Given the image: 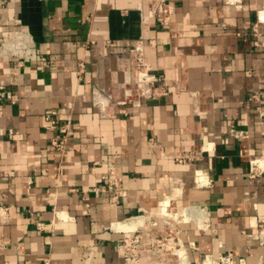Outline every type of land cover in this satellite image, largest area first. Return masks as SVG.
<instances>
[{"label":"crops","instance_id":"obj_1","mask_svg":"<svg viewBox=\"0 0 264 264\" xmlns=\"http://www.w3.org/2000/svg\"><path fill=\"white\" fill-rule=\"evenodd\" d=\"M154 1L0 0V41L32 43L21 67L0 55V264H121L132 231L145 264H264V0H167L165 24ZM163 237L180 259L149 252Z\"/></svg>","mask_w":264,"mask_h":264},{"label":"built area","instance_id":"obj_2","mask_svg":"<svg viewBox=\"0 0 264 264\" xmlns=\"http://www.w3.org/2000/svg\"><path fill=\"white\" fill-rule=\"evenodd\" d=\"M153 8H155V17L161 24H165L170 20L173 10L168 7L167 0L154 1ZM27 39L28 37L25 33H19L9 40L0 41V55L16 59L21 67L32 49V43ZM105 46L112 47L113 44L109 41L105 43ZM131 61L135 71V89L138 97L141 99H158L161 96V93H157L153 90L156 83H158L157 78L154 79V75H152V69L148 59L146 58L142 41H139L131 51ZM41 62L44 65L43 67H45L47 60L44 56L41 57ZM260 98H262V95L253 97L256 101H259ZM0 99L12 104L15 103L13 93L3 86H0ZM127 103L128 102L124 101L120 104ZM64 118V113L59 110H52L44 115L43 119L46 122L47 131L54 132ZM231 133L237 139L245 137V133L243 132L232 130ZM51 147L61 152H64L65 150L64 141H60L58 138L52 140ZM251 167V173L252 175H255L253 169L258 167L257 161L252 162ZM121 184L122 181L120 179L112 177L108 180L106 186L109 192L115 193L121 187ZM0 210L3 209L0 208ZM36 228L38 231L42 232L44 231L45 225L43 223H36ZM182 248L183 246L180 240L174 237H163L158 238L150 245L149 252L151 254H164L180 259L179 252L183 251ZM118 251L122 255L121 264H145L143 260L144 250L142 247V236L139 231L124 233V237L122 243L118 247ZM150 264L160 263L152 261ZM213 264H235V261L233 255H221Z\"/></svg>","mask_w":264,"mask_h":264},{"label":"bare ground","instance_id":"obj_3","mask_svg":"<svg viewBox=\"0 0 264 264\" xmlns=\"http://www.w3.org/2000/svg\"><path fill=\"white\" fill-rule=\"evenodd\" d=\"M179 257H180V255H179Z\"/></svg>","mask_w":264,"mask_h":264}]
</instances>
